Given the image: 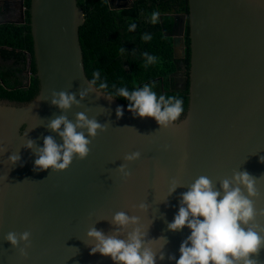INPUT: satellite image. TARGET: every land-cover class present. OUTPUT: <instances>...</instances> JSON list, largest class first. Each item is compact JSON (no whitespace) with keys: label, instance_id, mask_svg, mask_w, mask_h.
Listing matches in <instances>:
<instances>
[{"label":"water","instance_id":"water-1","mask_svg":"<svg viewBox=\"0 0 264 264\" xmlns=\"http://www.w3.org/2000/svg\"><path fill=\"white\" fill-rule=\"evenodd\" d=\"M14 1L18 19L0 24L25 23L24 0ZM126 1L117 6L107 0L112 10L133 6V0ZM187 7V15H170L174 26L182 20L183 34L187 18V110L162 126L139 117L86 77L79 41L85 18L77 0L29 1L39 89L25 104L0 102V264H118L99 252L90 254L94 242L87 233L96 228L126 238L137 226L146 231V241L166 239L162 248L156 245V264H176L169 256L179 257L180 244L190 234L187 228L168 229L180 194L199 176L219 189L223 179L242 171L255 178L258 195L250 199L258 214L251 223L264 235V0H187ZM30 63L29 56L26 86ZM60 92L74 95L78 103L68 109L54 105ZM78 113L104 126L95 137L78 129L91 141L88 155L74 157L64 170L35 168V149L45 136L62 143L49 122L65 116L76 123ZM133 152L139 157L127 160ZM11 155L20 159L13 164ZM173 182L179 186L169 193ZM118 212L138 217V224H113ZM24 231L31 233L30 242L14 247L5 239L8 232ZM257 258L264 264V249Z\"/></svg>","mask_w":264,"mask_h":264},{"label":"clouds","instance_id":"clouds-1","mask_svg":"<svg viewBox=\"0 0 264 264\" xmlns=\"http://www.w3.org/2000/svg\"><path fill=\"white\" fill-rule=\"evenodd\" d=\"M159 16V12H152L150 22L158 23ZM135 27V23H131L129 30H134ZM142 38L152 39L150 35ZM143 55L148 57V62L157 60L156 56L146 52ZM99 75V71L93 73L95 78H99ZM91 83L95 84V79ZM107 86V83L99 85L101 89ZM84 94L81 93L82 96ZM54 95H58V98H54L52 103L62 109L78 103L72 94L60 92ZM118 95L129 101L130 111L139 117H151L162 126L176 121L184 111L183 98L175 95L167 98L165 95L158 96L149 84L136 87L132 91L121 87ZM122 115V109L118 108L117 116ZM48 128L57 133L62 143H57L51 135L45 136L43 145L35 149L34 167L40 170L51 168L54 171L68 168L74 157L84 159L90 151L88 145L91 141L87 136L95 137L98 129L104 130L103 125L83 113L77 114L76 123L65 116H59L49 122ZM78 129H86L87 136ZM27 147L33 148L34 142L29 140ZM139 155V152H133L125 158L134 160ZM19 159L18 155L9 157L13 164ZM255 183L254 177L247 171H242L234 174L231 179H223L219 189L207 176H199L188 185V190L180 194L178 211L168 224V229L181 231L187 228L190 234L180 244L179 257L169 256V259L175 260L176 264H259L257 257L264 249V235L251 223L258 214L253 200L250 199L258 195ZM177 186L179 185L173 182L169 193L174 192ZM140 207L143 208L144 205ZM260 214L264 215V212ZM138 219L136 216L130 217L124 212H118L113 216L112 223L120 228H127L129 225H137ZM87 235L94 242L90 254L99 252L118 264H156V245L162 248L166 243L165 238L146 241V231L141 226L134 227L126 238H120L118 233L106 235L96 228L90 229ZM30 236L29 231H24L19 236L16 232H8L5 239L15 247L20 241L30 242ZM159 259H164L162 252Z\"/></svg>","mask_w":264,"mask_h":264},{"label":"trees","instance_id":"trees-1","mask_svg":"<svg viewBox=\"0 0 264 264\" xmlns=\"http://www.w3.org/2000/svg\"><path fill=\"white\" fill-rule=\"evenodd\" d=\"M30 0H24L25 23L0 24V102L22 105L30 102L38 93L39 84L35 75L33 45L29 26ZM84 12V23L79 27V41L82 49L83 65L86 77L97 89L111 95L128 106L129 101L118 95V89L149 84L157 95L181 97L184 111L176 120L184 117L187 110V90L178 91L170 83L169 75L176 70L173 46L170 38L164 35L169 29L163 13L187 12V0H161L157 5L148 6L144 0H136L132 8L120 11L109 10L106 0H77ZM159 12L160 20L152 24V12ZM159 16V18H160ZM135 23L134 30L129 25ZM151 26V28L149 27ZM164 26V28H162ZM150 35L151 40L142 37ZM157 57L155 62H148L144 53ZM30 63V83L21 85L17 74ZM99 71V78L93 73ZM107 83L101 89L99 85Z\"/></svg>","mask_w":264,"mask_h":264},{"label":"flooded vegetation","instance_id":"flooded-vegetation-1","mask_svg":"<svg viewBox=\"0 0 264 264\" xmlns=\"http://www.w3.org/2000/svg\"><path fill=\"white\" fill-rule=\"evenodd\" d=\"M117 6H123L125 4H128L126 0H115ZM136 0H133V6L134 2ZM161 0H144V3H146L148 6L152 5H157ZM106 4L109 10H112L109 8L108 2L106 0ZM132 6V7H133ZM129 7V8H132ZM123 9H128V8H122V9H115L112 11H120ZM9 10L5 8L4 12L0 14V21H8L12 18V16L8 13ZM175 13H163L165 15L167 21H166V26L169 29L168 31H164V35L167 38H170L173 46V54H174V49L176 50V53L174 55L175 58V64H176V70H177V76L175 79L170 78V75L168 79L170 80V83H172V86L182 88L185 85L184 90H178V91H188V86H189V79H188V72H189V66H190V40H189V35H188V25H187V18H186V24L184 27V34L182 32V20L180 18L176 19V26H174V20L170 15H173ZM180 14H186L187 12H182ZM16 19H18V16H15ZM160 23L162 25V19L161 16L159 18ZM151 28V26H149ZM164 28V26H162ZM28 61H29V55H28ZM172 74V73H171ZM21 77V85H27V77L25 74V70L21 71V73L17 74ZM183 76L187 77L186 83H184V78Z\"/></svg>","mask_w":264,"mask_h":264},{"label":"crops","instance_id":"crops-1","mask_svg":"<svg viewBox=\"0 0 264 264\" xmlns=\"http://www.w3.org/2000/svg\"><path fill=\"white\" fill-rule=\"evenodd\" d=\"M5 8L9 10L8 13L12 16V18L8 21L16 20L15 16H19L18 2L11 0L8 3H5V5L0 3V14L4 12Z\"/></svg>","mask_w":264,"mask_h":264}]
</instances>
